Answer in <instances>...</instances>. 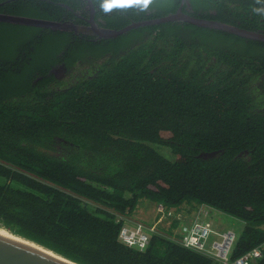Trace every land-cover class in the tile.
<instances>
[{"label": "trees", "instance_id": "1", "mask_svg": "<svg viewBox=\"0 0 264 264\" xmlns=\"http://www.w3.org/2000/svg\"><path fill=\"white\" fill-rule=\"evenodd\" d=\"M195 1L231 13L195 17L264 32L254 11L264 0ZM180 2L128 16L163 17ZM20 28L0 23V227L78 264H219L179 243L177 221L144 251L123 244L118 216L147 201L239 221L232 259L264 242V43L188 23L148 26L112 41L148 31L146 42L58 90L47 75L61 41ZM57 137L74 145L68 155L45 152Z\"/></svg>", "mask_w": 264, "mask_h": 264}, {"label": "flooded vegetation", "instance_id": "2", "mask_svg": "<svg viewBox=\"0 0 264 264\" xmlns=\"http://www.w3.org/2000/svg\"><path fill=\"white\" fill-rule=\"evenodd\" d=\"M105 2L106 0H5L0 3V14L4 16L60 23L68 25L69 28L52 29L10 21H0V23L18 25L19 30H22L20 28L21 26L24 28L32 27L43 30V32L48 34H54L58 37L57 39H54L60 40L61 43L56 47L62 49L56 55V59L53 61L54 65L51 67L49 74L47 75V78H53L47 88L59 90L66 85L73 86L81 79L91 78L90 75L98 73V68L106 61L124 55L142 42H146L149 39L150 32L143 31L140 36L128 35L129 37L127 36V39L120 41L117 44H113V40L127 35L133 30L156 25L134 28L125 34L112 38L100 37L98 35V30L119 31L134 23L162 18L158 17L136 22L132 21L130 18L131 16H128V14H136V16L139 17H149L151 14H161L164 9H167L168 4L172 3V0L171 2L168 0H150L147 5L141 3L140 0H107L109 5L107 9L104 7ZM196 7L198 6L195 0H181L180 5L175 9V12H170L166 16L176 14L180 9H182L183 13L190 15L191 17H195L192 14H231L227 12H217L215 10L205 11L204 8H198V11L194 9ZM25 14H33L32 16L35 17H30ZM126 17L127 21H125ZM195 18L203 19L201 17ZM167 23H178L181 25L182 23L184 24L188 22L179 20ZM51 48L55 47L52 46ZM25 51L28 55L30 54V60L33 55L36 54L32 47ZM41 79L42 77H39L35 83ZM62 84L64 85L61 86ZM54 141L55 143L53 144V147L45 150L50 156H66L74 146L71 142L58 137L55 138Z\"/></svg>", "mask_w": 264, "mask_h": 264}, {"label": "built area", "instance_id": "3", "mask_svg": "<svg viewBox=\"0 0 264 264\" xmlns=\"http://www.w3.org/2000/svg\"><path fill=\"white\" fill-rule=\"evenodd\" d=\"M155 209L156 218L151 224L132 223L129 218L118 216L117 221L123 222L119 234L120 241L128 247L144 251L152 234L159 227L170 228L177 221L178 228L173 231L174 235L179 237V243L184 248L205 255L219 264H252L263 256L264 242L241 257L232 259L233 247L239 233L235 230L237 224L225 231L216 230L213 220L209 219L214 209L208 206L203 205V210H198V216L193 221H188L191 214L185 213L184 210L168 209L162 204L156 205Z\"/></svg>", "mask_w": 264, "mask_h": 264}, {"label": "water", "instance_id": "4", "mask_svg": "<svg viewBox=\"0 0 264 264\" xmlns=\"http://www.w3.org/2000/svg\"><path fill=\"white\" fill-rule=\"evenodd\" d=\"M185 21L198 27L210 28L223 31L249 40L264 43V32L245 30L238 26L224 24L218 21L206 20L191 17L182 12L180 9L176 14L162 17L155 20L134 23L119 31L98 30L100 37L112 38L117 37L126 32L147 25H158L172 21ZM0 21H10L14 23H22L34 25L37 27H47L52 29L69 28L68 25L38 21L26 20L21 18H12L0 14ZM74 28V27H72ZM219 152L203 153L199 157L203 159H211L218 155ZM0 264H78L54 251L45 248L31 240L16 235L7 229L0 227Z\"/></svg>", "mask_w": 264, "mask_h": 264}, {"label": "rangeland", "instance_id": "5", "mask_svg": "<svg viewBox=\"0 0 264 264\" xmlns=\"http://www.w3.org/2000/svg\"><path fill=\"white\" fill-rule=\"evenodd\" d=\"M155 149L161 154H163L164 156H166L167 158H171L170 151L167 148L163 146H155ZM155 207L156 205L150 202H147V201L142 202L138 208L139 212L133 214L132 218L134 217V215H136L138 218L144 221V223L151 224L155 220L156 214H157ZM211 217L212 216L209 215V218ZM129 219L131 220V218ZM213 219H210V220H213L214 228L216 230L218 229L220 231H225L228 229V227L230 228L234 224H237V226L235 227V230L237 232H239L243 228V225L239 221L233 219L232 217L222 215L216 211L214 212Z\"/></svg>", "mask_w": 264, "mask_h": 264}, {"label": "crops", "instance_id": "6", "mask_svg": "<svg viewBox=\"0 0 264 264\" xmlns=\"http://www.w3.org/2000/svg\"><path fill=\"white\" fill-rule=\"evenodd\" d=\"M198 210H203V206L202 207H200ZM216 210H213L212 212H211V218H209V219H213V215H214V212H215ZM139 212V209L135 212V213H138ZM216 212H218V211H216ZM134 213V214H135ZM185 213H187L186 211H185ZM198 213H199V211L198 212H193L192 214H191V216H188V214H186L187 216H188V221H193L197 216H198ZM220 213V212H219ZM221 214V213H220ZM223 215V214H222ZM138 217L136 216V215H134V217L133 218H131V220L133 221L132 223H135V222H143L144 223V221H142L140 218H138ZM214 220V219H213ZM146 224V223H145Z\"/></svg>", "mask_w": 264, "mask_h": 264}, {"label": "clouds", "instance_id": "7", "mask_svg": "<svg viewBox=\"0 0 264 264\" xmlns=\"http://www.w3.org/2000/svg\"><path fill=\"white\" fill-rule=\"evenodd\" d=\"M140 2L143 3V4H145V5H147L150 2V0H140ZM257 2L259 3L260 0H257ZM108 6L109 5H108V2L106 0V2L104 4L105 9H107ZM254 11L257 12V13H260V14H264V8H256V9H254Z\"/></svg>", "mask_w": 264, "mask_h": 264}, {"label": "bare ground", "instance_id": "8", "mask_svg": "<svg viewBox=\"0 0 264 264\" xmlns=\"http://www.w3.org/2000/svg\"><path fill=\"white\" fill-rule=\"evenodd\" d=\"M1 228H3V227H1ZM4 229V228H3Z\"/></svg>", "mask_w": 264, "mask_h": 264}]
</instances>
